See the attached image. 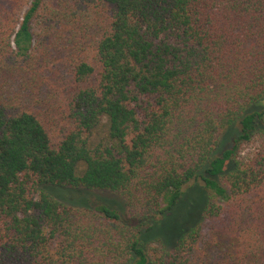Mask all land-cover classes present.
I'll return each mask as SVG.
<instances>
[{
    "label": "trees",
    "instance_id": "trees-1",
    "mask_svg": "<svg viewBox=\"0 0 264 264\" xmlns=\"http://www.w3.org/2000/svg\"><path fill=\"white\" fill-rule=\"evenodd\" d=\"M263 98L264 0H0V264H264Z\"/></svg>",
    "mask_w": 264,
    "mask_h": 264
},
{
    "label": "rangeland",
    "instance_id": "rangeland-1",
    "mask_svg": "<svg viewBox=\"0 0 264 264\" xmlns=\"http://www.w3.org/2000/svg\"><path fill=\"white\" fill-rule=\"evenodd\" d=\"M54 67L57 68L56 65H54ZM261 102L264 103V98L261 100ZM102 130H103V128H102ZM233 137H234V136H226L225 138H226V141H228V140H230V139L233 138ZM249 148H250V146L243 145L242 148H241V155L244 156L245 153L248 152ZM48 188H49V189H53L51 186H49ZM99 194H100V193H99ZM99 194H98V195H99ZM106 194H107V193H106ZM101 195H102V194H101ZM110 195L113 196L112 194H110ZM102 196H103V195H102ZM109 197H110V196H109Z\"/></svg>",
    "mask_w": 264,
    "mask_h": 264
}]
</instances>
